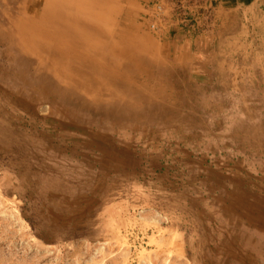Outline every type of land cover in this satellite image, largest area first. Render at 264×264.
<instances>
[{"label": "rangeland", "instance_id": "rangeland-1", "mask_svg": "<svg viewBox=\"0 0 264 264\" xmlns=\"http://www.w3.org/2000/svg\"><path fill=\"white\" fill-rule=\"evenodd\" d=\"M25 1L0 0V264H249L225 243L245 229L236 210L264 208V0L214 5L213 42L178 53L147 20L125 30L123 6L100 0L115 10L107 39L139 68L116 94L79 93L90 106L133 104L122 126L13 92L16 63H53L10 46ZM187 56L191 74L213 77L205 89L182 83Z\"/></svg>", "mask_w": 264, "mask_h": 264}, {"label": "bare ground", "instance_id": "bare-ground-1", "mask_svg": "<svg viewBox=\"0 0 264 264\" xmlns=\"http://www.w3.org/2000/svg\"><path fill=\"white\" fill-rule=\"evenodd\" d=\"M104 6L100 0L25 1L26 20L19 33L20 39L10 41L12 50L15 55H20L22 51L36 52V61L39 65L43 64L41 60L45 55L52 59L51 66L60 59L57 65L61 68L51 71V66L47 68L43 65L32 69L29 63H16L15 68H20L18 72L20 86L12 90L17 94L21 93V102L27 104L48 100L55 109L77 116L83 121H86L87 113L91 115L98 113L99 118H103L102 112H106L109 117L103 118L104 120L121 126L126 122V119L120 120V117L125 116L127 111L135 110L133 104L120 107V103L113 102L107 107L100 103L90 106L79 93L100 90L105 84L113 88L115 91L112 93L116 94L119 91L117 89L121 91V87L123 88V85H118L119 79L135 74L139 68L132 64H124L122 59H126L127 56L121 54L119 41L114 39L112 34L110 40L107 39L109 26L112 24L111 15L115 10L107 12ZM85 7L96 9V16L83 17ZM22 67L26 69L21 71ZM147 71L148 75H153L148 68ZM84 74L89 76V81H81ZM68 79L70 82L66 81ZM11 83L13 86L17 85V82ZM87 120L89 121L88 118ZM235 213H239L240 223L245 229L242 236H237L235 240H230L225 245L229 248L238 246L237 249L244 254L249 264L264 263V208L238 209Z\"/></svg>", "mask_w": 264, "mask_h": 264}, {"label": "crops", "instance_id": "crops-1", "mask_svg": "<svg viewBox=\"0 0 264 264\" xmlns=\"http://www.w3.org/2000/svg\"><path fill=\"white\" fill-rule=\"evenodd\" d=\"M112 1L116 5L123 6L121 13L122 14L121 21L125 30L136 31L139 27L138 25H141L147 20L145 10L143 9V5L148 0H112ZM211 1L215 5L216 13L219 12L222 13L224 11L232 12L235 8H237L236 6L238 4L243 5V3L245 2L247 3V1L249 0H211ZM160 34H161L160 37L163 38V41L166 42L167 45L169 46L168 48L171 49L173 48L172 51H174V53H178L180 51L181 52L195 51V49H199L203 45V42L210 43L213 42L214 40L212 37L213 33L189 37L184 33V30L181 29H172L171 31L167 30ZM175 56L178 57V55ZM194 61L196 62V60ZM194 61L189 56H187V58L184 60L177 61V65L180 68L185 69L182 83L184 84L186 83L187 85L198 89H205L203 85L211 83L213 77H201L200 75L196 74L197 72H193V74H191L192 71L189 70L191 69V67H193L191 63H193ZM201 66L204 67V65ZM166 83L167 84L170 83L169 78H167ZM238 214L237 213L232 214L231 217L234 218L233 220H237L238 222H241V219Z\"/></svg>", "mask_w": 264, "mask_h": 264}, {"label": "built area", "instance_id": "built-area-1", "mask_svg": "<svg viewBox=\"0 0 264 264\" xmlns=\"http://www.w3.org/2000/svg\"><path fill=\"white\" fill-rule=\"evenodd\" d=\"M213 6L211 0H148L143 9L152 32L181 29L190 37L211 31Z\"/></svg>", "mask_w": 264, "mask_h": 264}]
</instances>
